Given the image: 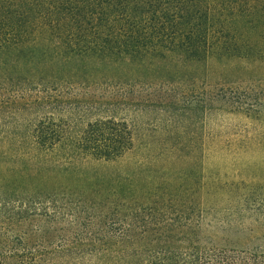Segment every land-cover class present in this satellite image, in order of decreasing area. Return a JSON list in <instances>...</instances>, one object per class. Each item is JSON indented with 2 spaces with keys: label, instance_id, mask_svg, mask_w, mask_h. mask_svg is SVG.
<instances>
[{
  "label": "trees",
  "instance_id": "1",
  "mask_svg": "<svg viewBox=\"0 0 264 264\" xmlns=\"http://www.w3.org/2000/svg\"><path fill=\"white\" fill-rule=\"evenodd\" d=\"M263 13L264 0H0V264H264V250L250 248L264 243L261 201L210 206L206 225L188 188L157 187L144 202L132 186L91 179L77 189L83 163L133 149L111 106L143 103V74L251 53L232 22ZM227 191L208 188L211 205ZM35 218L71 219L78 231L31 245ZM239 224L245 235L231 233Z\"/></svg>",
  "mask_w": 264,
  "mask_h": 264
},
{
  "label": "rangeland",
  "instance_id": "2",
  "mask_svg": "<svg viewBox=\"0 0 264 264\" xmlns=\"http://www.w3.org/2000/svg\"><path fill=\"white\" fill-rule=\"evenodd\" d=\"M253 18L232 22L240 43L252 46L251 53L243 46L235 55L160 63L155 72L143 74V103L127 100L111 106L117 118L131 125L133 149L116 162L83 163L80 175L86 178L77 189L91 179L103 182V190L121 192L132 186L142 191L144 202L157 187L173 192L188 188L194 193L191 200L202 201L206 225L215 220L206 212L210 206L211 212L232 211L242 197L264 203V21ZM213 184L228 191L211 205L206 192ZM76 224L35 218L25 226L33 245L48 237H71L78 231ZM245 226L230 231L245 235ZM42 229L46 231L35 233ZM250 248L264 250V243L256 240Z\"/></svg>",
  "mask_w": 264,
  "mask_h": 264
}]
</instances>
